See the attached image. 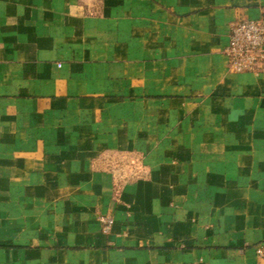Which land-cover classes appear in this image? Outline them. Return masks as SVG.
Here are the masks:
<instances>
[{
	"label": "crops",
	"instance_id": "crops-1",
	"mask_svg": "<svg viewBox=\"0 0 264 264\" xmlns=\"http://www.w3.org/2000/svg\"><path fill=\"white\" fill-rule=\"evenodd\" d=\"M263 13L0 0V264H264V70L222 54Z\"/></svg>",
	"mask_w": 264,
	"mask_h": 264
},
{
	"label": "built area",
	"instance_id": "built-area-1",
	"mask_svg": "<svg viewBox=\"0 0 264 264\" xmlns=\"http://www.w3.org/2000/svg\"><path fill=\"white\" fill-rule=\"evenodd\" d=\"M222 54L227 62V71L231 74L258 75L264 70V13L255 19L234 21L227 34L226 46ZM100 233L109 235L113 218L107 214L98 218ZM262 257V251L256 250Z\"/></svg>",
	"mask_w": 264,
	"mask_h": 264
},
{
	"label": "rangeland",
	"instance_id": "rangeland-1",
	"mask_svg": "<svg viewBox=\"0 0 264 264\" xmlns=\"http://www.w3.org/2000/svg\"><path fill=\"white\" fill-rule=\"evenodd\" d=\"M105 215H107V214H105ZM102 216H104V215H102ZM99 217H100V216H99ZM99 217H98V218H99ZM97 221H98V219H97Z\"/></svg>",
	"mask_w": 264,
	"mask_h": 264
}]
</instances>
